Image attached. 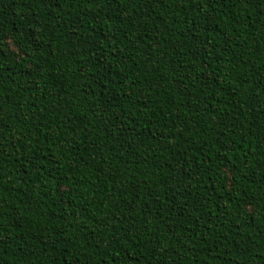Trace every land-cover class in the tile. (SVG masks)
<instances>
[{
    "label": "trees",
    "instance_id": "16d2710c",
    "mask_svg": "<svg viewBox=\"0 0 264 264\" xmlns=\"http://www.w3.org/2000/svg\"><path fill=\"white\" fill-rule=\"evenodd\" d=\"M0 264H264V0H0Z\"/></svg>",
    "mask_w": 264,
    "mask_h": 264
}]
</instances>
